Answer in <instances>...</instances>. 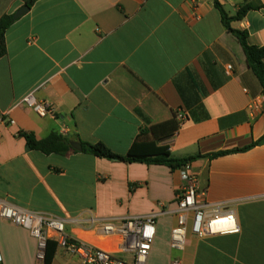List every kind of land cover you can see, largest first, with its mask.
I'll list each match as a JSON object with an SVG mask.
<instances>
[{"label":"crops","instance_id":"crops-1","mask_svg":"<svg viewBox=\"0 0 264 264\" xmlns=\"http://www.w3.org/2000/svg\"><path fill=\"white\" fill-rule=\"evenodd\" d=\"M27 0H0V20ZM214 0H38L8 29L0 59V111L16 122L0 137V200L66 221L72 238L114 250L96 219L158 213L147 264H264V137L262 86L238 39L224 27ZM231 26L264 46V0L220 2ZM231 66L232 70L228 71ZM34 93L56 118L19 104ZM263 98L250 117L249 105ZM184 112L173 131L174 113ZM142 129L168 139L173 157L191 163L201 202H230L239 234L197 237L183 252L170 247L176 194L184 180L165 166L122 163L76 151L30 150L21 133L52 132L74 142L104 143L125 155ZM175 132V133H174ZM0 264H41L26 229L0 219ZM52 264H79L57 249Z\"/></svg>","mask_w":264,"mask_h":264},{"label":"built area","instance_id":"built-area-1","mask_svg":"<svg viewBox=\"0 0 264 264\" xmlns=\"http://www.w3.org/2000/svg\"><path fill=\"white\" fill-rule=\"evenodd\" d=\"M231 70L232 67L229 66L228 71ZM262 101L263 98H256L249 105L248 110L252 119H256L261 113ZM19 104L34 110L40 117H57L52 104L38 101L34 93L26 95ZM176 120L181 128L186 120L184 112L177 111ZM15 124L16 122L10 119L7 113L0 111V137L3 127ZM179 172L184 185L176 194L174 212L177 225L171 232L170 247L175 251L183 252L189 232L200 238L216 234H239L241 229L232 204L201 202L197 177L191 171V164L185 165ZM158 216V213H151L143 216L94 220V224L101 226L105 237L117 239L115 249L107 250L72 238L66 232L64 219L25 210L0 200V219L29 231L38 243L37 258L41 264L45 261L49 242H55L58 249L78 258L79 264H147L156 238ZM170 264H181V261L173 259Z\"/></svg>","mask_w":264,"mask_h":264},{"label":"trees","instance_id":"trees-1","mask_svg":"<svg viewBox=\"0 0 264 264\" xmlns=\"http://www.w3.org/2000/svg\"><path fill=\"white\" fill-rule=\"evenodd\" d=\"M37 1L38 0H27L25 5L32 7ZM214 3L215 7L221 13L224 27L230 34L238 39L240 45L242 46L246 55L247 64L258 78L262 86L264 96V46L252 45L246 31L236 30L231 26L234 21L242 20L252 7L248 5L242 6L235 16L229 17L219 1L215 0ZM13 17L14 14L6 15L0 20V59L7 53L6 33L15 23ZM172 127L175 132L180 129L176 120V112L174 113ZM21 135L26 139L27 146L30 150H36L45 155L58 154L66 156L70 153L76 152L70 145V139L56 132H52L48 137L41 140L37 139L32 133H21ZM171 135L161 138L150 133L147 129H142L132 144L130 150L125 155L114 153L110 148L101 142L95 144L81 142V144L83 146V153L91 154L101 159L129 164L140 163L146 165L165 166L170 168L172 171L180 170L185 165L191 164L197 159L203 157L201 155L183 159L173 157L169 146L167 144H161L162 141L168 139ZM262 144H264V137L246 148L223 151L208 155L207 157L213 159L232 153L244 152L252 147ZM57 249V244L55 242H49L46 251V258L42 264H52Z\"/></svg>","mask_w":264,"mask_h":264},{"label":"water","instance_id":"water-1","mask_svg":"<svg viewBox=\"0 0 264 264\" xmlns=\"http://www.w3.org/2000/svg\"><path fill=\"white\" fill-rule=\"evenodd\" d=\"M30 11V7L28 5L23 6L22 8H20L15 14H14V21L19 20L21 17H23L26 13H28ZM71 147L76 150V151H83V146L80 142H74L71 141L70 142Z\"/></svg>","mask_w":264,"mask_h":264}]
</instances>
